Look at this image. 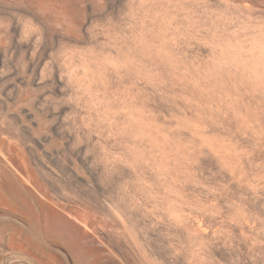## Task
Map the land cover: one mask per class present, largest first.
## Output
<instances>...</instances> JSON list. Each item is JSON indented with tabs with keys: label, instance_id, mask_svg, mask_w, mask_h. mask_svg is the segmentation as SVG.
<instances>
[{
	"label": "rangeland",
	"instance_id": "rangeland-1",
	"mask_svg": "<svg viewBox=\"0 0 264 264\" xmlns=\"http://www.w3.org/2000/svg\"><path fill=\"white\" fill-rule=\"evenodd\" d=\"M0 178V264H264V0H0Z\"/></svg>",
	"mask_w": 264,
	"mask_h": 264
},
{
	"label": "bare ground",
	"instance_id": "bare-ground-1",
	"mask_svg": "<svg viewBox=\"0 0 264 264\" xmlns=\"http://www.w3.org/2000/svg\"><path fill=\"white\" fill-rule=\"evenodd\" d=\"M27 48V47H26ZM32 62V61H31ZM31 64V63H30ZM30 67V66H29ZM4 171V170H3ZM7 174V173H6ZM1 179V178H0ZM5 181V180H4ZM1 183V182H0ZM5 186H7V191L9 193H13L14 194V188H16V182L13 180V178L11 179V176L7 178L6 182H5ZM1 186V185H0ZM5 186H3L5 188ZM3 189V188H2ZM5 191V190H4ZM6 192V191H5ZM12 195V194H11ZM2 225V230H10L13 229L15 230L16 228L13 226L14 224H11L10 221H3L1 223ZM21 229V228H20ZM23 230V229H22ZM21 230V231H22ZM22 234V233H21Z\"/></svg>",
	"mask_w": 264,
	"mask_h": 264
}]
</instances>
